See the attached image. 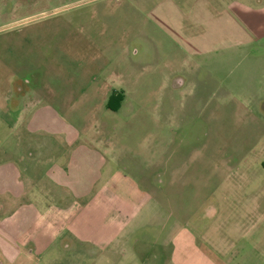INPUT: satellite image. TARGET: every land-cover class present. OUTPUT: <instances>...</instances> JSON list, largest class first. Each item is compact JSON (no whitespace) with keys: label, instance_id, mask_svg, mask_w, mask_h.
Instances as JSON below:
<instances>
[{"label":"rangeland","instance_id":"obj_1","mask_svg":"<svg viewBox=\"0 0 264 264\" xmlns=\"http://www.w3.org/2000/svg\"><path fill=\"white\" fill-rule=\"evenodd\" d=\"M240 4L0 0V54L10 61L14 48L29 50L36 87L45 84L52 96L62 97L61 111L74 124L94 123L85 138L95 132L120 168L145 166L158 171L163 183L173 167L182 174L180 182L192 176L190 194L166 186L165 202H206L221 218L220 204L243 203L230 193L239 168L256 171L259 162L264 169V36L236 18ZM119 76L127 95L120 111L107 109L111 94L106 108L90 97L77 116L69 113L82 90ZM257 181L264 183V176ZM223 211L228 222L252 212ZM244 263L252 264L251 258Z\"/></svg>","mask_w":264,"mask_h":264},{"label":"crops","instance_id":"obj_2","mask_svg":"<svg viewBox=\"0 0 264 264\" xmlns=\"http://www.w3.org/2000/svg\"><path fill=\"white\" fill-rule=\"evenodd\" d=\"M240 3L236 18L264 36V0ZM13 51L10 61L0 54V264H245V256L264 264L259 162L256 171L239 168L230 193L243 203L220 204L221 218L206 202H165L166 186L193 191L192 176L180 182L173 167L163 183L158 171L145 166L120 168L95 132L85 138L94 123L74 124L61 111L62 97L52 96L45 84L36 87L30 51ZM124 82L119 76L82 90L69 113L77 116L90 97L106 108L111 94L122 97L120 111ZM226 207L250 209L251 216L225 221Z\"/></svg>","mask_w":264,"mask_h":264},{"label":"trees","instance_id":"obj_3","mask_svg":"<svg viewBox=\"0 0 264 264\" xmlns=\"http://www.w3.org/2000/svg\"><path fill=\"white\" fill-rule=\"evenodd\" d=\"M121 100H122L121 96H114V95L111 96L107 103V109L111 111H117Z\"/></svg>","mask_w":264,"mask_h":264}]
</instances>
